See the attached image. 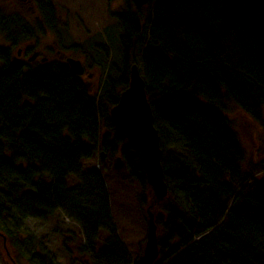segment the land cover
I'll return each mask as SVG.
<instances>
[{"label":"trees","instance_id":"obj_1","mask_svg":"<svg viewBox=\"0 0 264 264\" xmlns=\"http://www.w3.org/2000/svg\"><path fill=\"white\" fill-rule=\"evenodd\" d=\"M126 5L115 14L123 56H104L113 70L98 95L67 63L69 72L54 62L23 67L0 53V228H8L5 216L19 227L61 210L81 225L93 264H147L142 255L132 258L117 234L104 176L81 165L100 148L120 153L129 177L148 184L139 150L110 111L136 63L169 186L159 203L165 216L156 217L163 234L153 264H264V167L244 166L247 151L229 116L240 109L264 125V0ZM0 29L13 45L35 34L21 14L2 10ZM171 144L183 151L168 152ZM69 175L79 183L69 187ZM9 231L17 248L20 236ZM44 249L29 262H53Z\"/></svg>","mask_w":264,"mask_h":264},{"label":"rangeland","instance_id":"obj_2","mask_svg":"<svg viewBox=\"0 0 264 264\" xmlns=\"http://www.w3.org/2000/svg\"><path fill=\"white\" fill-rule=\"evenodd\" d=\"M34 2L37 7L32 6ZM21 4L22 0H0V10L7 13L29 10L20 8ZM126 4L127 0L28 1L26 5L34 9V17L29 19L40 24L43 23L42 19H48L49 29L44 30L43 33L42 31L36 33V29L31 40L23 44L22 48L29 50V55H18V47L8 42L5 35L0 32V53L9 54L12 64L32 68L44 63L41 58L49 57L46 65L54 62L55 67H59L60 71H66L65 63H67L72 73L74 72L67 59L69 57L79 59L86 68L85 73L81 75L82 81L88 84L92 95H98L101 88L106 86L108 76L113 70L109 68L110 62L105 61L104 56L107 54L112 59L123 56L120 39L118 40L122 30L119 31L115 25L118 23L117 12L125 10ZM39 15L42 16L40 20ZM106 28L113 32L106 34ZM36 51H40L41 55L36 61H31L32 57H38V53L32 56ZM118 65H122V62H118ZM22 99H28V96L25 95ZM229 116L247 151L244 166L264 167V125L259 124L240 109L234 110ZM102 131L106 132L105 128ZM166 149L168 152L183 151L172 144ZM102 153L105 154L104 159ZM119 156L120 153L114 155L100 148L91 158L82 159L81 165L84 170L98 171L104 176L111 194L112 215L117 234L125 243L132 258H136L144 255L148 233V208L152 206L157 219L165 216V213L149 183L141 184L137 179L129 177L127 165L124 169L127 173L125 176L115 169L114 163ZM262 175L258 173L259 178ZM78 183L79 179L76 176H68L69 187ZM4 218L6 220L2 219V222L7 224L8 228H3L4 230L0 228V264H31L28 255L41 250L42 247L45 248V252L54 255V261L50 264H93L89 260V255L85 253L80 225L66 217L61 210L44 219L28 217L22 220L19 227L12 218L7 216ZM7 231L20 236L17 248L11 244ZM162 234L163 230L158 227L157 235L161 237ZM99 236L100 241L103 242L108 237V232L102 229ZM44 264L48 263L44 262Z\"/></svg>","mask_w":264,"mask_h":264},{"label":"water","instance_id":"obj_3","mask_svg":"<svg viewBox=\"0 0 264 264\" xmlns=\"http://www.w3.org/2000/svg\"><path fill=\"white\" fill-rule=\"evenodd\" d=\"M137 8H142L151 0H132ZM35 58L32 57L31 60ZM73 72L78 75L85 73V66L81 60L69 57L67 59ZM128 86L121 92L118 103L112 108L114 125L125 133L128 140L139 150L147 174V183L151 185L160 202L169 194L168 183L165 182V172L162 163L163 149L159 131L154 123V112L147 94L146 81L139 66L135 63L130 67ZM102 158L105 154L102 153ZM114 167L118 172L126 169V163L121 156L117 158ZM122 174V173H121ZM127 175L123 173L122 176ZM148 233L142 260L153 264L160 258V244L158 225L153 210L148 209Z\"/></svg>","mask_w":264,"mask_h":264},{"label":"flooded vegetation","instance_id":"obj_4","mask_svg":"<svg viewBox=\"0 0 264 264\" xmlns=\"http://www.w3.org/2000/svg\"><path fill=\"white\" fill-rule=\"evenodd\" d=\"M31 2L32 0H22V4L21 5H19L20 6V8H22V9H29V10H26L25 12L24 11H20V10H18L19 12H15V13H11V14H16V13H19V14H21L25 19H27L28 20V22L30 23V25L32 26H35L36 28H33L34 29V31L37 29V31H36V33H40L41 31H42V33H43V31L44 30H47V29H49V27H50V25H49V21H48V19H42L41 21H43V23H35V22H33V21H31L29 18H31V17H34V9H32V8H30V7H37L38 5L37 4H35V2L33 3V5L32 6H30L29 7V5H26L27 4V2ZM19 6H17V7H19ZM16 9H18V8H16ZM26 14V15H25ZM27 16V17H26ZM39 17V20L41 19V17H40V15L38 16ZM33 23H35V24H33ZM32 26V27H33ZM2 34L3 35H5V38L7 39V41L8 42H11V40L10 39H8L7 38V35L4 33V32H2ZM33 37V36H32ZM32 37H25L21 42H19L18 44H16V45H13V46H15V47H18V49H17V52H18V55H24V54H28L29 53V50H27L26 51V49H25V47H23L22 48V46H23V44L24 43H26L27 41H30L31 40V38ZM38 41V40H37ZM12 43V42H11ZM13 44V43H12ZM35 53H38V57H36L34 60H31V61H36L37 60V58H39V56L41 55V52L40 51H36V52H34L33 54H32V56L35 54ZM1 54H3V53H1ZM30 54V53H29ZM28 54V55H29ZM9 55V54H8ZM32 56H30V57H32ZM9 58H10V56H9ZM48 58L49 57H43V58H41V61H43V62H46V60H48ZM18 59V58H17ZM45 59V60H44ZM10 60L12 61V59L10 58ZM13 62V61H12ZM124 173H125V170L123 171ZM120 174L122 173V171L121 172H119ZM122 175V174H121Z\"/></svg>","mask_w":264,"mask_h":264},{"label":"bare ground","instance_id":"obj_5","mask_svg":"<svg viewBox=\"0 0 264 264\" xmlns=\"http://www.w3.org/2000/svg\"><path fill=\"white\" fill-rule=\"evenodd\" d=\"M72 58H73V57H72ZM75 59H76V58H75ZM78 60H79V59H78ZM111 119H112V114H111ZM160 138H161V137H160ZM161 147H162V146H161ZM162 149H163V148H162ZM168 195H169V194H168ZM168 195L166 196V198L168 197ZM164 200H166V199L164 198V199L161 200L160 202H162V201H164ZM160 202H159V203H160ZM149 208L152 210V206H150ZM149 208H148V209H149ZM80 227H81V225H80ZM84 245H86V244L84 243ZM158 260H159V259H158ZM158 260H157V261H158ZM158 262H160V260H159Z\"/></svg>","mask_w":264,"mask_h":264}]
</instances>
